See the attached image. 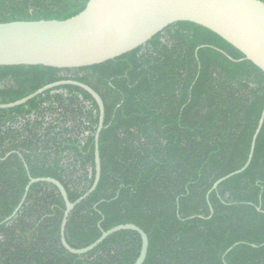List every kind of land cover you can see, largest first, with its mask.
Returning <instances> with one entry per match:
<instances>
[{
  "label": "trees",
  "instance_id": "1",
  "mask_svg": "<svg viewBox=\"0 0 264 264\" xmlns=\"http://www.w3.org/2000/svg\"><path fill=\"white\" fill-rule=\"evenodd\" d=\"M264 4V0H258ZM88 0H0V25L66 21ZM61 81L89 87L104 106L100 180L70 214L65 239L87 248L134 225L149 242L144 264H264V74L215 34L169 26L144 46L77 70L0 67V105ZM99 111L84 91L61 87L0 110V264H134L141 240L119 232L86 255L61 245L65 210L91 188ZM258 209L260 211H258ZM232 251L223 256L230 248Z\"/></svg>",
  "mask_w": 264,
  "mask_h": 264
},
{
  "label": "water",
  "instance_id": "2",
  "mask_svg": "<svg viewBox=\"0 0 264 264\" xmlns=\"http://www.w3.org/2000/svg\"><path fill=\"white\" fill-rule=\"evenodd\" d=\"M177 23H189L215 34L238 51L243 56V61L251 63L264 74V4L258 0H88L82 12L66 21L1 24L0 67L77 70L98 66L144 46L157 34ZM61 87H75L84 91L98 107V127L94 136L93 184L86 194L76 202L70 203L65 189L56 180L30 179L20 204L5 222L15 217L32 185L47 183L57 189L65 205L60 241L68 253L86 255L112 235L128 231L137 234L141 240L140 253L134 264H144L149 246L148 238L134 225L118 226L101 232L93 244L81 250L72 249L65 239V227L70 214L95 191L100 180L99 139L104 123V106L100 97L83 84L61 81L13 104L0 105V110L23 106L42 94ZM263 123L264 108L245 165L218 180L209 194L225 181L247 170ZM233 248L226 251L223 260Z\"/></svg>",
  "mask_w": 264,
  "mask_h": 264
}]
</instances>
